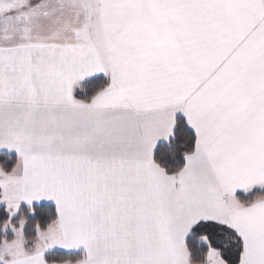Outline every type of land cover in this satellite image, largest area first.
Masks as SVG:
<instances>
[{"label": "snow or ice", "instance_id": "6c2138e0", "mask_svg": "<svg viewBox=\"0 0 264 264\" xmlns=\"http://www.w3.org/2000/svg\"><path fill=\"white\" fill-rule=\"evenodd\" d=\"M0 264H264V0H0Z\"/></svg>", "mask_w": 264, "mask_h": 264}]
</instances>
